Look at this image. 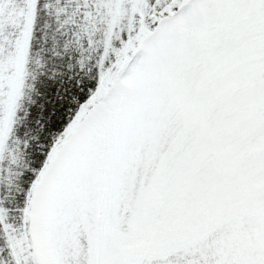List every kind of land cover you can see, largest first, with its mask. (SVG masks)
<instances>
[{"label": "snow or ice", "instance_id": "snow-or-ice-1", "mask_svg": "<svg viewBox=\"0 0 264 264\" xmlns=\"http://www.w3.org/2000/svg\"><path fill=\"white\" fill-rule=\"evenodd\" d=\"M0 264H264V0H0Z\"/></svg>", "mask_w": 264, "mask_h": 264}]
</instances>
